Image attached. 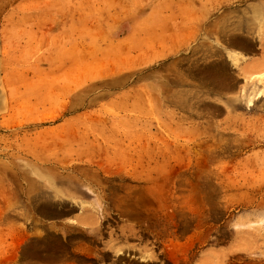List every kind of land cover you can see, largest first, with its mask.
I'll use <instances>...</instances> for the list:
<instances>
[{"label": "rangeland", "instance_id": "374dc122", "mask_svg": "<svg viewBox=\"0 0 264 264\" xmlns=\"http://www.w3.org/2000/svg\"><path fill=\"white\" fill-rule=\"evenodd\" d=\"M0 264H264V0H0Z\"/></svg>", "mask_w": 264, "mask_h": 264}, {"label": "bare ground", "instance_id": "6f19581e", "mask_svg": "<svg viewBox=\"0 0 264 264\" xmlns=\"http://www.w3.org/2000/svg\"><path fill=\"white\" fill-rule=\"evenodd\" d=\"M231 57V56H230ZM242 57V56H241ZM243 59V58H242ZM119 255H123V253L122 252H119Z\"/></svg>", "mask_w": 264, "mask_h": 264}]
</instances>
